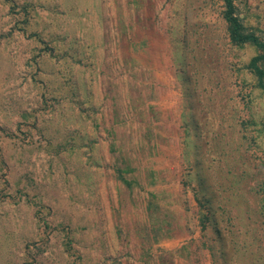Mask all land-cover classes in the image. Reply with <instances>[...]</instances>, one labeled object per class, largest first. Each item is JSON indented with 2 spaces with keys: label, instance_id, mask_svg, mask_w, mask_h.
Returning <instances> with one entry per match:
<instances>
[{
  "label": "rangeland",
  "instance_id": "obj_1",
  "mask_svg": "<svg viewBox=\"0 0 264 264\" xmlns=\"http://www.w3.org/2000/svg\"><path fill=\"white\" fill-rule=\"evenodd\" d=\"M223 9L0 0V264H264L259 50Z\"/></svg>",
  "mask_w": 264,
  "mask_h": 264
},
{
  "label": "trees",
  "instance_id": "obj_2",
  "mask_svg": "<svg viewBox=\"0 0 264 264\" xmlns=\"http://www.w3.org/2000/svg\"><path fill=\"white\" fill-rule=\"evenodd\" d=\"M13 1V0H11ZM224 9L222 15L227 22V29L230 40L234 44H245L251 43L259 50V52L252 57L251 61L248 64L250 71L257 78V86L264 91V41H262L256 34L251 32H246L244 26L239 20L236 14V7L233 0H223ZM27 12V11H25ZM25 22L29 21L27 14L25 15ZM25 30V29H24ZM36 33H34L35 35ZM121 178L124 176L120 175ZM125 181H127L124 178ZM263 211H264V180H263ZM71 240V239H70ZM72 243V240H71ZM70 249L72 247L70 246ZM77 258V256H76Z\"/></svg>",
  "mask_w": 264,
  "mask_h": 264
}]
</instances>
